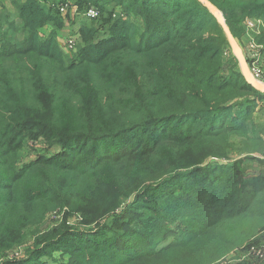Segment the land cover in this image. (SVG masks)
I'll return each mask as SVG.
<instances>
[{"label":"trees","instance_id":"obj_1","mask_svg":"<svg viewBox=\"0 0 264 264\" xmlns=\"http://www.w3.org/2000/svg\"><path fill=\"white\" fill-rule=\"evenodd\" d=\"M49 1L15 0L16 19L0 12V253L10 249L21 212L35 216L30 203L41 217L47 208L39 201L73 207L77 195L99 204L92 220H106L96 231L63 225L38 237L24 263L62 243L71 264H214L257 242L264 171L248 178L245 164L264 167V121L255 122L264 93L245 79L217 17L199 0H76L82 11L93 3L116 12L108 47L84 24L76 38L85 46L72 59L57 35L67 22ZM208 1L239 45L244 19L264 20V0ZM29 137L51 143L57 157L21 165ZM128 204L157 221L189 222L191 232L156 251L124 218L114 222ZM99 234L110 237L95 241Z\"/></svg>","mask_w":264,"mask_h":264},{"label":"rangeland","instance_id":"obj_2","mask_svg":"<svg viewBox=\"0 0 264 264\" xmlns=\"http://www.w3.org/2000/svg\"><path fill=\"white\" fill-rule=\"evenodd\" d=\"M49 8H54L59 10V13L63 19L69 24L68 28L70 31L69 36H66L64 39H62V43H70L73 38L78 33V30L81 29V27L84 24H89L90 26L95 27L96 29L100 30L101 32L98 33L97 38L95 40V43H102L101 46L108 47L107 44H105V39L108 37V32L115 22L112 19L109 21L108 17L110 14V11H114V8L109 11L107 14L106 12H102L99 8H97L93 3L88 5L84 11L80 10L79 6L77 5L76 0H50L48 4ZM14 7V6H13ZM61 7H68L66 14H62L60 11ZM111 7H113V4H111ZM98 11L97 17H91L89 16L90 10ZM5 12L11 16V18L16 19V12L14 9L13 13H9L6 9ZM112 12V13H114ZM114 15V14H112ZM108 19V20H107ZM116 19H122V18H116ZM107 20V21H105ZM250 21H261L264 23L263 19L260 18H253V17H247L244 19L243 27L246 22ZM51 26H46L43 28V32L48 34L49 29ZM244 32L247 33L246 29H244ZM262 35V34H261ZM260 35V37H261ZM258 44L260 45V51H264V46L261 45L263 43H260L256 40ZM84 42L77 41L78 48L84 47ZM243 45V44H242ZM242 50L243 57L246 60V63L248 65V68L251 69V53H248L249 46H240ZM77 50V49H76ZM71 52L67 51V54L69 55V58L75 59L77 51ZM232 51V50H231ZM224 58H225V66H229V60H230V54L228 49L224 50ZM239 62V61H238ZM239 66L242 70L241 62H239ZM228 68V67H227ZM264 68V67H263ZM243 73V72H242ZM251 77V76H250ZM262 93L264 91L260 89ZM264 121V111L261 112L259 116H255V122L261 123ZM167 127L163 129V132H165ZM176 133V132H173ZM32 138H27L23 142V147L19 152L20 159L22 161L23 166L30 164L31 162L38 161L40 159H51L56 158L58 151L56 148H54L51 143L50 145L45 140H41L39 142L38 140H31ZM242 155H235L232 158H238ZM246 156V155H244ZM231 159V157H229ZM256 161L259 162V160L252 159L246 162L245 165H247L246 172L248 178L253 177L255 174L261 173L264 170V167L260 165L258 168H254L253 164L257 165ZM256 167V166H255ZM68 182V179L65 178L63 180V184H66ZM177 185V184H176ZM80 188H83L82 186ZM165 190V192L169 191V186H164L163 188H160V191ZM60 191H64L63 189ZM59 199L61 198L60 194ZM92 197H96L95 195H92ZM96 201V200H95ZM73 207L74 205H78L81 209L74 210L72 206H61L57 204H51V199L48 198L46 202L39 201L40 207H46V212L40 217V209H34L35 205L34 203H30L29 207L32 209V214L35 216L33 218H29L24 214V211L21 212L17 219V223L15 225L16 230L13 232L14 240L11 241L10 249H7L3 252H1L0 261L2 262H9L12 261V264H30V263H24L25 259L23 257L28 254L30 250H28L31 246L34 245L36 242V239L42 235L46 236L50 233H56L59 234L61 232L60 228H63L64 226L70 227L71 230L79 231L80 233H88L91 231H96L95 229H91V227H94L97 223H103L106 219H102L100 221V218H98V221H94L91 219V215L94 214L96 210L99 209V204L95 203H89L87 200L83 199L81 196H73ZM125 206L124 209L129 210L128 214H125L123 216H119L117 218H113L115 223H118L119 219L124 218V221L127 223V228L134 230L135 234H142L144 241L146 245L151 246L154 245V250H164L165 252L169 250V248L176 242H180L184 239L182 236L183 233L188 234L189 231L191 232V224L186 221H182L181 219L177 218L174 220V222H170V218H168L166 215L160 216L162 221H157L151 217V214L147 209H140L139 206H133L131 204L123 205ZM53 207V209H52ZM121 208V207H120ZM119 208V210H120ZM51 209V210H50ZM76 209V208H75ZM152 213L156 214V210ZM15 217V216H14ZM14 217L12 220H14ZM193 224V222H191ZM118 225V224H116ZM123 227V226H122ZM164 228L163 230H161ZM74 236H79V234L75 233ZM110 234H99L97 237L93 238L95 241H101L104 239H109L108 236ZM210 239V236L207 238H200L195 244H198L200 242H203L205 240ZM264 235L257 241L249 243L248 245L242 247L241 251L238 253L240 258L237 256H233L232 258H229V255L222 258L220 261H217L214 264H230L234 263L235 261L233 259H239L243 264H264ZM123 243V240H121ZM253 243H259V244H253ZM85 247H92V244H83ZM257 247V246H263V248L258 249V251L262 253H251L252 251L249 250L251 247ZM65 246H62V243L56 244L53 246L47 256H44L41 258L39 262H34L33 264H71L73 262V256L70 253V250H67L65 248H62ZM51 252V254H50ZM170 253H176V250L170 251ZM25 255V256H24ZM20 256V257H19ZM13 257L15 259H13Z\"/></svg>","mask_w":264,"mask_h":264},{"label":"built area","instance_id":"obj_3","mask_svg":"<svg viewBox=\"0 0 264 264\" xmlns=\"http://www.w3.org/2000/svg\"><path fill=\"white\" fill-rule=\"evenodd\" d=\"M67 8L68 7H61L60 11L62 12V14H66L67 12ZM89 16L91 17H97L98 16V11L95 10H90L89 11ZM254 22H257L259 25H263L264 23L261 21H250V22H246L247 26H248V32L249 30H251L252 26L254 24ZM73 38V40L70 41V43L66 44V43H62V41L60 42V46L61 48L67 53V51H71L74 52L77 49V41H79V39L75 37H71ZM249 49H250V53H251V69H249V73L251 78L256 81L259 82L261 84L264 85V66H263V55L261 54L260 51V45L258 44V42H256V39L252 36L251 40H250V44H248ZM263 248V246H257V247H251L249 250H251V253H262L260 251H258V249ZM20 257V256H19ZM238 258H240V256H237ZM237 258V261H240ZM13 259H15L13 257ZM8 262V261H7ZM7 262H2L0 261V264H12V263H7ZM12 262V261H9Z\"/></svg>","mask_w":264,"mask_h":264},{"label":"water","instance_id":"obj_4","mask_svg":"<svg viewBox=\"0 0 264 264\" xmlns=\"http://www.w3.org/2000/svg\"><path fill=\"white\" fill-rule=\"evenodd\" d=\"M202 4H204L207 8H209V10L217 17L222 29L224 30V33L228 39L230 48L232 50V53L234 54V56L237 58V60L239 62H241L242 65V72L243 75L245 77V79L248 81V83H250L253 87H255L256 89H262L264 91V85L254 81L251 77H250V73H249V68L248 65L246 63L245 58L243 57L242 54V50L240 48V45L238 44L236 38L234 37V35L232 34L230 28L228 27V25L226 24L225 20L223 19L222 15L218 12V9L215 5H213L210 1L208 0H199Z\"/></svg>","mask_w":264,"mask_h":264},{"label":"crops","instance_id":"obj_5","mask_svg":"<svg viewBox=\"0 0 264 264\" xmlns=\"http://www.w3.org/2000/svg\"><path fill=\"white\" fill-rule=\"evenodd\" d=\"M15 0H0V12H5V10L7 9L9 13H13L14 12V7H13V2ZM43 1V0H40ZM69 24H66V27L60 31L57 32L58 38H59V42L63 41L62 39H64L66 36H69L70 31L68 28ZM252 28L251 30H249L248 32V26L247 23L244 24V28L246 29L247 33L244 32V35L242 37V41L240 46H247L248 44H250V40L251 37L253 36L257 41L261 40L260 35L262 34V32L264 31V24L263 25H259L257 22H254L253 25H251ZM49 31H52V27L48 28ZM13 36V32L9 33V37ZM19 39L22 40L23 36L19 35ZM243 44V45H242ZM264 46V44H261ZM248 53H250V49L248 48ZM261 54L263 55V66H264V51H261Z\"/></svg>","mask_w":264,"mask_h":264}]
</instances>
